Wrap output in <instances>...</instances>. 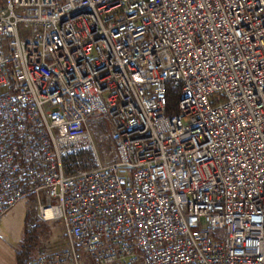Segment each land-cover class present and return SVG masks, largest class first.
I'll return each instance as SVG.
<instances>
[{"label":"built area","instance_id":"built-area-1","mask_svg":"<svg viewBox=\"0 0 264 264\" xmlns=\"http://www.w3.org/2000/svg\"><path fill=\"white\" fill-rule=\"evenodd\" d=\"M26 197L66 230L27 264H264V0H6L0 221Z\"/></svg>","mask_w":264,"mask_h":264},{"label":"rangeland","instance_id":"rangeland-1","mask_svg":"<svg viewBox=\"0 0 264 264\" xmlns=\"http://www.w3.org/2000/svg\"><path fill=\"white\" fill-rule=\"evenodd\" d=\"M96 114L92 118L98 117ZM94 142L101 160H116V144L108 117L102 116L98 122ZM87 147L89 142L80 144ZM30 198L26 197L15 205L0 221V264H17L19 253L26 247V230H32L33 243L28 251L34 256L54 254L66 248V230L62 220L53 222H33L30 213ZM57 204L56 200L53 201ZM28 222L26 223V221ZM226 231L220 230L213 234L214 239H223Z\"/></svg>","mask_w":264,"mask_h":264},{"label":"trees","instance_id":"trees-1","mask_svg":"<svg viewBox=\"0 0 264 264\" xmlns=\"http://www.w3.org/2000/svg\"><path fill=\"white\" fill-rule=\"evenodd\" d=\"M6 5V0H0V10ZM68 162L71 167L78 166L77 162L84 168L92 166L91 153L89 151H83L78 155L71 156L68 158ZM28 220L26 221V223ZM26 247L19 253L17 258V264H27V262L33 257V254L28 251L29 246L33 243L32 230H26L25 237Z\"/></svg>","mask_w":264,"mask_h":264}]
</instances>
